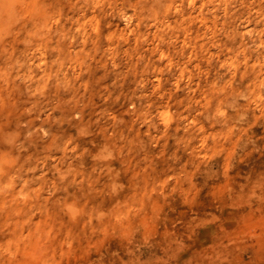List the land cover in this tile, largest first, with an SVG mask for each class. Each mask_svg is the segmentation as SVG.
I'll list each match as a JSON object with an SVG mask.
<instances>
[{
  "label": "rangeland",
  "instance_id": "1",
  "mask_svg": "<svg viewBox=\"0 0 264 264\" xmlns=\"http://www.w3.org/2000/svg\"><path fill=\"white\" fill-rule=\"evenodd\" d=\"M0 264H264V0H0Z\"/></svg>",
  "mask_w": 264,
  "mask_h": 264
}]
</instances>
